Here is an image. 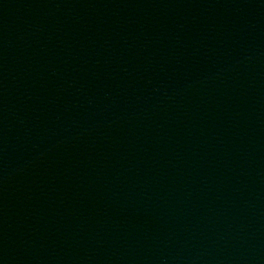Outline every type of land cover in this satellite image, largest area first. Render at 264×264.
<instances>
[{
  "label": "water",
  "instance_id": "obj_1",
  "mask_svg": "<svg viewBox=\"0 0 264 264\" xmlns=\"http://www.w3.org/2000/svg\"><path fill=\"white\" fill-rule=\"evenodd\" d=\"M262 103L264 0H0V228Z\"/></svg>",
  "mask_w": 264,
  "mask_h": 264
}]
</instances>
